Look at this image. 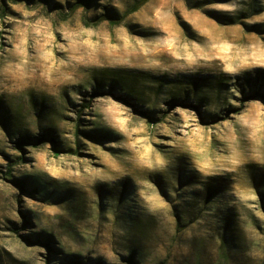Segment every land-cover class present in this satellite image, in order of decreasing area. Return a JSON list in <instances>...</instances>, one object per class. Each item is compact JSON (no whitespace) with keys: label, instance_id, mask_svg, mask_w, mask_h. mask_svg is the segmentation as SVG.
<instances>
[{"label":"rangeland","instance_id":"obj_1","mask_svg":"<svg viewBox=\"0 0 264 264\" xmlns=\"http://www.w3.org/2000/svg\"><path fill=\"white\" fill-rule=\"evenodd\" d=\"M139 1L0 0V264H264V0Z\"/></svg>","mask_w":264,"mask_h":264},{"label":"trees","instance_id":"obj_2","mask_svg":"<svg viewBox=\"0 0 264 264\" xmlns=\"http://www.w3.org/2000/svg\"><path fill=\"white\" fill-rule=\"evenodd\" d=\"M149 0H140L139 2H136L134 4V6H132V11H136L137 9H139L144 3L148 2ZM113 21H115L117 18L116 17H112ZM85 107V106H84ZM31 139V138H30ZM22 185V183H20ZM76 263V262H75Z\"/></svg>","mask_w":264,"mask_h":264}]
</instances>
